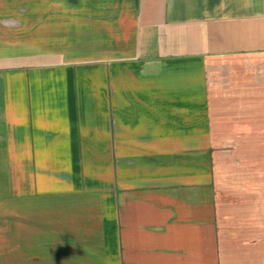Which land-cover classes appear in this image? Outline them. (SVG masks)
Instances as JSON below:
<instances>
[{
	"label": "crops",
	"instance_id": "obj_1",
	"mask_svg": "<svg viewBox=\"0 0 264 264\" xmlns=\"http://www.w3.org/2000/svg\"><path fill=\"white\" fill-rule=\"evenodd\" d=\"M0 264H264V0H0Z\"/></svg>",
	"mask_w": 264,
	"mask_h": 264
}]
</instances>
